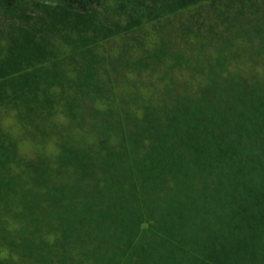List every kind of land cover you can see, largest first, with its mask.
Segmentation results:
<instances>
[{"label": "trees", "instance_id": "obj_1", "mask_svg": "<svg viewBox=\"0 0 264 264\" xmlns=\"http://www.w3.org/2000/svg\"><path fill=\"white\" fill-rule=\"evenodd\" d=\"M0 264H264V0H0Z\"/></svg>", "mask_w": 264, "mask_h": 264}]
</instances>
